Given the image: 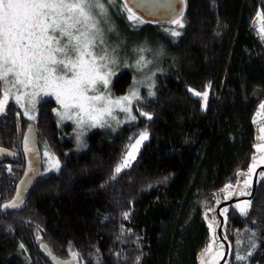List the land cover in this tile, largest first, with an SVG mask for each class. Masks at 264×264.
<instances>
[{
	"label": "trees",
	"instance_id": "1",
	"mask_svg": "<svg viewBox=\"0 0 264 264\" xmlns=\"http://www.w3.org/2000/svg\"><path fill=\"white\" fill-rule=\"evenodd\" d=\"M185 3L179 37L166 31L174 25L135 26L122 7L117 10L116 27L133 41L128 61L137 59L134 49L147 45L161 70L155 95L135 102L136 119L117 132L94 130L79 149L69 128L58 125L53 99L39 103L35 120L14 101L0 113V146L14 151L0 162V206L23 174L22 138L30 123L41 151L44 142L61 165L58 172H44L43 160L23 210L0 207V264H51L42 242L62 258L71 257L70 250L79 253L80 264H137V257L139 264H202L226 186L244 177L239 173H247L257 155V114L264 104L258 14L264 13V0ZM133 82V71L123 70L114 80L115 93H126ZM189 89L208 92L206 108ZM3 90L0 84V97ZM144 130L149 138L132 167L112 179L126 146L134 143L130 138ZM257 184L248 216L235 203L227 217L222 211L230 264H264V179ZM213 229L218 239L214 224ZM249 252L246 261L235 259Z\"/></svg>",
	"mask_w": 264,
	"mask_h": 264
},
{
	"label": "snow or ice",
	"instance_id": "2",
	"mask_svg": "<svg viewBox=\"0 0 264 264\" xmlns=\"http://www.w3.org/2000/svg\"><path fill=\"white\" fill-rule=\"evenodd\" d=\"M112 3L113 0H108L109 6ZM122 10L126 13L127 20L134 25L145 22L133 7L129 6L128 0H122ZM258 19L259 30L264 39V13L258 14ZM183 21L184 12L180 10L169 20L175 27L166 31L172 37H179L181 32L178 29L184 27ZM102 22L108 27V31H114L108 21V8L102 0H0V84L4 86L0 97V113L4 112L8 100L13 98L16 104L25 109L24 114L29 115L39 97L53 95L59 105L57 116L61 120H74L78 130L85 127L108 126L109 119H115L113 115L115 108L123 111L129 121H134L136 116L132 115L131 109L133 103L141 99L138 91L133 89L127 96L116 100L111 99L108 94L111 77L115 74L112 69L119 60L115 55L116 48L110 51L105 46ZM134 51L139 56L134 65L137 70H142L151 63L144 55L147 49L141 47ZM189 91L197 97H202L203 106L207 107V91L203 93L192 89ZM154 95L149 86V96ZM260 112L264 113V104L260 105ZM139 114L149 120L152 119L151 114L147 112ZM29 118L35 119L34 116ZM260 131L264 133V128ZM82 134V131H78V141ZM137 137L130 138L134 143L126 146L125 154L114 168L112 179H116L122 171L132 167V161L136 159L140 146L149 138V133L145 130L138 133ZM260 139H264V136ZM257 149L264 153V144L258 143ZM24 151H30L27 137L24 138ZM44 155L47 157L45 171L58 172L61 167L60 161L48 152ZM253 159L254 162L248 172L239 173L246 177L243 184L238 182L231 194L244 197L251 195L252 177L257 168L255 157ZM260 160L264 162V155L260 156ZM259 177L264 179V171L259 173ZM226 188L232 189L233 186L227 185ZM225 198L230 199L231 195H226ZM22 203L21 192L17 190L16 197L0 207L16 209ZM250 205L251 201L245 199L236 203L234 208L240 215L246 217ZM227 212L228 208H224L223 213ZM123 215L126 218L128 213ZM209 228H213L212 223L209 224ZM252 235L255 236V233ZM255 247L256 244L253 242L252 248ZM212 253L213 246L209 244L202 257L210 256L209 264H216L221 252L216 251L215 255H211ZM70 255L71 260L58 264H73L79 257V253L71 250ZM251 255V252L247 256L236 255L235 259L246 261Z\"/></svg>",
	"mask_w": 264,
	"mask_h": 264
},
{
	"label": "rangeland",
	"instance_id": "3",
	"mask_svg": "<svg viewBox=\"0 0 264 264\" xmlns=\"http://www.w3.org/2000/svg\"><path fill=\"white\" fill-rule=\"evenodd\" d=\"M102 2L105 3V6L108 8V21H109V24L111 25V28L114 29V31H111L110 32V31H108V27L106 25H104L103 22L101 23V27L104 28L105 46H107L110 51H111L112 48H116L115 55L117 56V58L119 60V63L116 66H114L113 69H112L115 74L111 77V81H110V84H109V93L108 94L110 95L111 99L116 100L118 98L127 96L130 93V91H132L133 89H135V90L138 91L140 98L143 99L144 97H146V96L149 95V86H151V90L154 92V89H155V78H156V75L161 71L160 70V67H159V65H158V63H157V61L155 59V56H153V54L151 52V48L149 49V46H147V45L140 46V48L143 47V48H145V49L148 50V51H146L144 53V55H145L146 60L151 61V63H148L147 66L144 67L142 70H137V68L134 67V65H135L136 60L139 58V56L133 62L128 61V58L131 55L130 53L132 51V47L131 46L133 44L132 43L133 41H132V39L130 37H128L124 33H122L121 30L118 29V27H116L117 24H116V20H115V18H117V15H118L117 10L118 9H121L122 3H121V5H119L118 0H113V3L111 4V6H109L108 0H102ZM126 17H127V15H126ZM143 24L137 23V24H135V26H139V25H143ZM259 29H260V24H259ZM178 30L180 32H182L181 29H178ZM259 32H260V30H259ZM97 52L99 53V48H97ZM158 59L159 60L161 59L160 56H158ZM125 65H128V66L126 67ZM125 69H131L133 71V74H134V82L132 83L130 89H128V91L126 93L120 95V94L115 93L113 84H114V80ZM137 81H142L143 83L137 84V83H135ZM101 93H103V88H101ZM46 99H53V100H55V96H53V95H47V96H41V97H39L37 99L35 105H34V110L31 111L29 113V115H25V116L28 119H30L29 116H34L35 119H36L37 116H38V106H39V103L42 102V101H44V100H46ZM10 101H14V99L13 98H10L8 100L7 104ZM134 103L132 105V109L131 110H132V115L135 116V113H134ZM7 104H6V106H7ZM56 104H57V102H56ZM58 108H59V105L57 104V107L55 109L56 116H57V110H58ZM22 110H23V113H25V109L22 108ZM113 115H114L115 119H109L108 126H106V127H100V126L91 127V128L85 127L82 130H78L77 129V125H76V123H75L74 120H69V119L61 120L57 116V121H58V125L60 127H62V128H65V127L66 128H69V130H65L66 133L69 132V133H67V135H70L71 134V136L73 137V139L76 142L77 148L82 149V148H84V147L87 146L88 135L92 131L97 130V129H100V130H103V131H109L111 133H115L121 127H123L124 125L133 122V121H129L127 119L126 114L123 111H121L119 108H115L114 109ZM35 119H30V120H35ZM257 119H258V129H259V144H264V139H260L261 136H264V133H262L260 131L261 128H264V113H261L260 111H258ZM117 121H119V123H117ZM78 131H82V133H83L80 136L79 141L77 140ZM147 140L144 141L143 144L140 146L139 152L142 149V147L145 145V143L147 142ZM42 146H43L42 155H43V160H44V172H46L45 169L47 167V163H46L47 157H45L44 153L45 152H48L51 156H53L55 158H56V156L50 151V149H48L47 145L44 142L42 143ZM261 155H264V153L259 152L258 149H257V155L255 157V163L257 164L256 170L258 168H260L261 166L264 165V162H262L260 160V156ZM253 162L251 163V165L253 164ZM251 165H250V167H251ZM245 178L246 177H242L241 179H239L237 181V183L238 182H242L243 183V180ZM253 179H254V175L252 177L251 188L253 186ZM237 183L235 185H232L233 186L232 189H227L224 197L222 198V201L229 200V199H226L225 198L226 195H231V198H232L233 194H231V193L236 188ZM251 188H250V191H251ZM237 197H239L241 199L238 200L236 203L241 202V201H243L245 199L248 200V198L247 197H244V196H238L237 195ZM222 201H220L219 204ZM231 205L232 204L227 205V206L223 207V209L224 208H228V212H229ZM228 212L226 214H224L226 217L228 215ZM213 218L214 219L218 218V215L215 214ZM212 233H213V235H212V237L210 239V242L206 246V248L209 246V244H212V246H213V253L211 255H215L216 251H220L221 252V256L218 257L217 258V261H216V264H219L220 261H221V259H222V257H223V255H224V248H223L224 243L222 241H220V240L218 241L215 238V236H214L215 234H214L213 228H212ZM216 235H217V228H216ZM225 236L227 237L228 242H229V254H228V257H227V259H226V261H225L224 264H230V261L232 259V254H233L232 253V244H231V240H230L229 236L226 234V232H225ZM205 249H204V251H205ZM204 251L202 252V254L204 253ZM210 258H211L210 256L209 257H202V255H201V262H202V259H203L204 260V264L205 263L209 264Z\"/></svg>",
	"mask_w": 264,
	"mask_h": 264
},
{
	"label": "water",
	"instance_id": "4",
	"mask_svg": "<svg viewBox=\"0 0 264 264\" xmlns=\"http://www.w3.org/2000/svg\"><path fill=\"white\" fill-rule=\"evenodd\" d=\"M128 2L129 6L133 7V10L136 11L137 15L140 16L145 22L162 24H170L169 20L174 18V16L178 14L180 10H183L184 12L186 6L185 0H128ZM169 5H171L172 7H169ZM262 40L264 41V39ZM25 137L28 138V144L30 149V151L28 152L24 151ZM22 150L25 156V166L23 174L21 175L20 179L16 184L13 196L9 200L3 202L1 206L11 202L16 197L17 190H20L21 192L23 203L19 208L16 209H3L1 207L2 212L23 210L26 206L27 200L30 196L33 187L39 181L43 173V157L40 148V138L36 125L34 123H30L25 129L22 138ZM13 157V150L4 146H0V162L10 160ZM261 170H264V165L258 168L256 170V173L254 174L251 195L247 196L248 199L252 198L256 192L258 185V174ZM239 183L241 185L243 184L242 182ZM240 199L241 198L237 197V195H233L231 199L222 201L215 209V212L218 214L220 219L213 221V224L217 228L218 241L220 240L224 243V255L219 264H224L229 254V242L224 237L222 231L224 223V215L222 214V208L227 205L234 204ZM40 249L45 254L46 258L51 264H58V262L69 261L72 259V257H59L52 251L50 246L44 242L40 244ZM73 264H80V262L76 260L73 262Z\"/></svg>",
	"mask_w": 264,
	"mask_h": 264
},
{
	"label": "flooded vegetation",
	"instance_id": "5",
	"mask_svg": "<svg viewBox=\"0 0 264 264\" xmlns=\"http://www.w3.org/2000/svg\"><path fill=\"white\" fill-rule=\"evenodd\" d=\"M261 171H262V170H261ZM261 171H260V172H261ZM263 171H264V170H263ZM260 172H259V173H260ZM258 178H259V174H258ZM217 240H218V239H217Z\"/></svg>",
	"mask_w": 264,
	"mask_h": 264
}]
</instances>
